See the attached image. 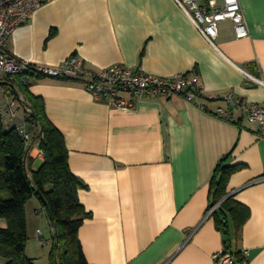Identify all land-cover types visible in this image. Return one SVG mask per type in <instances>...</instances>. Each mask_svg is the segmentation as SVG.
<instances>
[{"label": "crops", "instance_id": "1", "mask_svg": "<svg viewBox=\"0 0 264 264\" xmlns=\"http://www.w3.org/2000/svg\"><path fill=\"white\" fill-rule=\"evenodd\" d=\"M239 4L243 37L222 20L208 40L175 0H48L8 37L6 51L30 65L55 67L74 55L94 71L121 64L163 77L186 74L202 86L192 101L145 97L123 110L95 100L81 80L27 79L84 185L75 192L89 213L78 230L89 264H214L212 255L224 244L247 250L248 264H264V137L239 113L236 122L215 114L226 107L220 96L228 92L264 103V86L255 80L264 82V0ZM18 114L25 117L22 107ZM33 140L26 150L29 175L43 160ZM219 162L236 167L226 191L248 210L238 233L230 217L227 233L217 223L218 202L207 215ZM36 202L33 196L25 204L28 257L42 228L45 244L52 242L47 212L30 208Z\"/></svg>", "mask_w": 264, "mask_h": 264}, {"label": "built area", "instance_id": "2", "mask_svg": "<svg viewBox=\"0 0 264 264\" xmlns=\"http://www.w3.org/2000/svg\"><path fill=\"white\" fill-rule=\"evenodd\" d=\"M48 0H0V118L5 129L15 128L23 138L26 150L34 144L33 131L27 127L25 117L18 114L22 107L25 116L31 112L23 104L19 95H14L17 79L26 81L29 77H66L81 80L91 96L110 107L117 109L134 108L139 99L153 96L181 95L187 100H194L202 95V86L188 78L186 74L163 77L151 73H141L130 67L114 64L94 71L84 66L82 61L72 55L59 66L49 67L30 65L20 61L6 51V41L10 34L24 24L35 11ZM178 6L190 17L197 29L208 40L217 35V23L230 20L237 37L246 36L248 31L241 12L239 0H175ZM248 77H252L246 73ZM264 86V82L255 79ZM17 91V90H16ZM226 107H218L215 114L229 122H236L234 113H239L250 123L258 125V136L264 137V103H248L244 99L228 92L220 96ZM205 108L203 104H199ZM40 156L43 157L42 151ZM264 178V177H263ZM263 178L255 179L257 182ZM217 204L212 205L207 215ZM53 230V229H52ZM41 239V232H37ZM214 264H248V251H240L236 256L232 251L222 248L212 255Z\"/></svg>", "mask_w": 264, "mask_h": 264}, {"label": "trees", "instance_id": "3", "mask_svg": "<svg viewBox=\"0 0 264 264\" xmlns=\"http://www.w3.org/2000/svg\"><path fill=\"white\" fill-rule=\"evenodd\" d=\"M13 84L22 93L23 104L31 108L25 119L32 126L33 139L38 141L43 160L29 175L22 136L15 128L5 129L0 118V218L6 220V226L0 228V256L6 259L5 264H34L25 251L28 240L25 204L36 196L53 229L51 264H89L78 239L79 227L89 213L75 192L84 185L69 168L64 137L47 118L42 99L29 91L27 80L17 79ZM235 170V166L219 162L210 184L211 204L219 203L213 215L225 233L227 217L233 220L238 233L248 214L247 208L226 191V182ZM224 246L240 255V251Z\"/></svg>", "mask_w": 264, "mask_h": 264}, {"label": "rangeland", "instance_id": "4", "mask_svg": "<svg viewBox=\"0 0 264 264\" xmlns=\"http://www.w3.org/2000/svg\"><path fill=\"white\" fill-rule=\"evenodd\" d=\"M35 203V202H34ZM37 204L30 205L31 210H33L35 208L41 209L42 213L46 214V210L44 208V206H42V204L39 202H36ZM47 228V227H46ZM41 230H43V234L44 236H41V239H34L31 240V242L29 244H32V251H30V257L33 261L34 264H51L50 261V252L52 249V242L50 245H46L45 241L47 240V229L42 228Z\"/></svg>", "mask_w": 264, "mask_h": 264}]
</instances>
